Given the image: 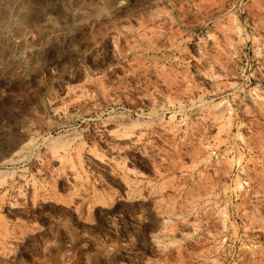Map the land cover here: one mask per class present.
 <instances>
[{
	"label": "rangeland",
	"instance_id": "rangeland-1",
	"mask_svg": "<svg viewBox=\"0 0 264 264\" xmlns=\"http://www.w3.org/2000/svg\"><path fill=\"white\" fill-rule=\"evenodd\" d=\"M0 264H264V0H0Z\"/></svg>",
	"mask_w": 264,
	"mask_h": 264
}]
</instances>
